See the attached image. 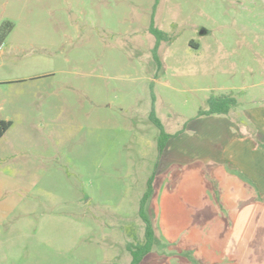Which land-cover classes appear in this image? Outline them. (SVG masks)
Wrapping results in <instances>:
<instances>
[{
  "label": "rangeland",
  "instance_id": "obj_1",
  "mask_svg": "<svg viewBox=\"0 0 264 264\" xmlns=\"http://www.w3.org/2000/svg\"><path fill=\"white\" fill-rule=\"evenodd\" d=\"M3 28L0 264L131 263L149 179L155 229L162 187L178 191L152 109L173 136L209 117L254 135L264 119V0H0ZM224 96L227 116L199 115Z\"/></svg>",
  "mask_w": 264,
  "mask_h": 264
},
{
  "label": "crops",
  "instance_id": "obj_2",
  "mask_svg": "<svg viewBox=\"0 0 264 264\" xmlns=\"http://www.w3.org/2000/svg\"><path fill=\"white\" fill-rule=\"evenodd\" d=\"M257 117L254 135L231 134L230 120L209 117L199 118L193 137L185 130L169 141L164 153L175 161L163 171L171 173L166 183L177 181L178 198L162 187L155 231L171 250H153L141 264L154 254L156 264H264V154L256 142L264 139V119ZM218 127L228 130H200Z\"/></svg>",
  "mask_w": 264,
  "mask_h": 264
},
{
  "label": "trees",
  "instance_id": "obj_3",
  "mask_svg": "<svg viewBox=\"0 0 264 264\" xmlns=\"http://www.w3.org/2000/svg\"><path fill=\"white\" fill-rule=\"evenodd\" d=\"M151 32L153 35L157 37L159 41L163 40L164 36L162 33L155 29L151 28ZM7 38L6 30L0 29V49L3 45L5 39ZM209 110L208 111H200V116H211V115H227L238 106L237 100L231 96H224L218 98H212L209 101ZM151 122L159 129V142L158 149L160 156L164 153L169 141L176 137L166 132L165 127L163 126L161 120L157 117L155 109H152L150 113ZM12 122L9 120H0V139L7 133V131L11 128ZM156 172L151 176L148 181V189L144 194L143 198L140 202L139 215L141 219L145 223V240L143 243L138 244H129L128 250L132 256V260L130 264H141L144 258L150 254L156 245L157 235L155 228L153 226L152 221L147 213V205L154 194V180H155Z\"/></svg>",
  "mask_w": 264,
  "mask_h": 264
}]
</instances>
